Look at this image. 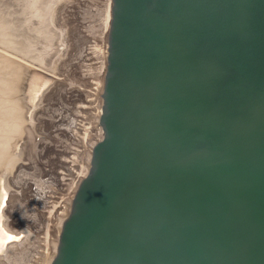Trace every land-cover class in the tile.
<instances>
[{
  "label": "water",
  "instance_id": "1",
  "mask_svg": "<svg viewBox=\"0 0 264 264\" xmlns=\"http://www.w3.org/2000/svg\"><path fill=\"white\" fill-rule=\"evenodd\" d=\"M100 123L48 264H264V0H110Z\"/></svg>",
  "mask_w": 264,
  "mask_h": 264
},
{
  "label": "rangeland",
  "instance_id": "2",
  "mask_svg": "<svg viewBox=\"0 0 264 264\" xmlns=\"http://www.w3.org/2000/svg\"><path fill=\"white\" fill-rule=\"evenodd\" d=\"M105 3L106 0H0V256L4 251L14 247L15 243L23 240L24 236L21 231H15L7 223V208L12 198L7 181L11 183L8 178L15 173L19 158L26 157L34 148H32L35 142L34 130L41 121V118L38 119L41 105L34 104L52 83L61 87L66 85L69 77L75 80L81 79L80 65L62 58L64 49L61 44L59 48H55L54 41L58 35L55 34L56 28L52 25L60 19V8L65 11L68 7L71 8L67 11L71 16L67 23H72L71 26L68 25L70 37L78 33L81 27L99 30L103 27ZM50 7L54 11L51 22L47 20L49 15L47 10H50ZM36 10H39L42 16L40 22L34 16ZM81 10L85 16H82ZM89 12L93 17L88 16ZM37 25L39 30L42 29V33L47 32L46 42L39 33H35ZM84 36H81L83 40ZM38 40L42 41L46 50L44 60L39 51L36 57L34 56V48H42ZM79 47L76 44L73 46L77 49ZM51 58L54 59L52 63H50ZM30 61H36L34 64L37 65L33 66L39 72L30 73L32 69ZM88 64L90 67L94 63L91 61ZM42 65H50L49 70L52 69L55 75L63 76L56 78L53 75L52 81L51 79L48 81L43 77V73L47 74L49 71ZM42 123L46 127L50 121L42 119ZM16 176L15 173L13 186L23 184L20 179H16ZM12 199L14 203L19 204L18 199ZM22 212L24 214V208ZM23 255V249L19 247L11 254V261H7L6 264H19Z\"/></svg>",
  "mask_w": 264,
  "mask_h": 264
},
{
  "label": "built area",
  "instance_id": "3",
  "mask_svg": "<svg viewBox=\"0 0 264 264\" xmlns=\"http://www.w3.org/2000/svg\"><path fill=\"white\" fill-rule=\"evenodd\" d=\"M107 30L104 26L99 30L81 27L78 33L72 37L68 36L67 42L59 40L64 49L62 58L80 65L81 79L69 77L66 85L61 87L54 84L53 93L42 99L38 112V119L41 118V121L33 134L34 148L26 157H22L26 163L16 172L23 183L18 186L24 190L18 199L21 211L23 208L25 210L24 214L21 213L23 216L28 215L26 218H18V222L26 226L25 219L26 223L31 222L34 225L41 220L40 227L35 228V232L39 234H43L42 224L46 218L38 213L43 207L51 206L49 204L52 201L57 203L53 211L62 215L58 222L61 228L77 184L88 171L92 147L103 137L100 114L107 55ZM83 35L84 40L81 38ZM75 44L80 47L73 48ZM91 61L94 64L89 67L88 63ZM55 76L60 78L63 75ZM42 119L49 120L50 124L45 127ZM56 214L52 215L50 221H55ZM56 228V224L51 228V238H55ZM22 249L24 255L19 264H48L53 256L47 262L46 259L41 261L33 257V254H38L35 252L37 249L28 254ZM50 249L47 250L50 252Z\"/></svg>",
  "mask_w": 264,
  "mask_h": 264
},
{
  "label": "bare ground",
  "instance_id": "4",
  "mask_svg": "<svg viewBox=\"0 0 264 264\" xmlns=\"http://www.w3.org/2000/svg\"><path fill=\"white\" fill-rule=\"evenodd\" d=\"M109 7H110V0H106V3H105V14H104V18H103L104 20H102V21L104 23L103 24L104 28L106 27L107 29H108V24H109V15H110ZM70 9L71 8L67 7L65 9V11H63L62 8H60V10H59L60 19L58 20L57 23L55 22L52 25L53 28H56V29H54L55 34L58 35L57 39L54 41V43L57 44V46L55 44V48L56 47L59 48V46H58L59 40L60 41L63 40L64 42H67V40H68V36H69V34H68V32H69L68 31V25L69 26L72 25L71 22H69L70 24L67 23L68 22L67 20H69L70 17H71L69 14H67V11L70 10ZM75 10L76 9H74V12H75ZM47 11H48V14H49L47 20H49L51 22L53 20V18H54L53 14H52L54 11L52 10V7H50V10H47ZM81 12H83V10H81ZM34 13H35L34 16L40 22L42 16H41L39 10H36ZM82 16H85L84 12L82 13ZM88 16L89 17H93L92 13H90V12L88 13ZM28 18H30V17L28 16ZM50 22H47V23H50ZM35 33H37V34L39 33L40 37H42V40H44L45 42L47 41V39H48L47 32L42 33V29L40 28V30H39V26L38 25H37V30H36ZM52 40H54V39L52 38ZM38 43H40V46H42V48L41 47H38V48L35 47L34 48V50H35L34 56L36 57V53L39 51L41 53V55H43L41 58L44 60L45 59L44 57H45V54H46V50L43 47L42 41L38 40ZM49 43H51V42H49ZM52 47H53V45H52ZM50 60H51L50 63H52V61L54 59L51 58ZM34 62H36V61H34ZM34 62H32V61L29 62V63H31L32 69L30 70V73H32V74L34 72H36V71L39 72L38 69H36L33 66V65H35V66L37 65V64H34ZM42 66H45L44 68H46L49 71V72H47V74L43 73V75H44L43 77H45L48 81H50L52 76L53 75L55 76V73L51 71L52 69L51 70L48 69V67L49 68L51 67L50 65L49 66L42 65ZM51 81H52V79H51ZM54 88H55V86L52 83L47 88L45 93L40 97L39 101H37V103L34 104V105H39L42 102V99H44L47 94L53 93V89ZM24 90H25V85H24ZM32 120L33 119H32V117L30 115V122H32ZM33 147H34V143H33L32 148ZM23 159L24 158H19V160H18V162H17V164L15 166V168H16L15 173L17 172V169L19 167L23 166V163H26V161L23 160ZM14 174L9 175L8 179L11 180L12 184L10 183V181L9 182L7 181V185L9 187L10 195L12 196V198L20 199L22 190H21L20 186H18L19 184L13 186L14 185L13 183L15 181ZM16 179H19V177L17 176ZM12 198H11V202L9 203L8 208H7V214H6L7 223L11 227H13L15 229V231H21L22 233L24 231L25 234L23 236V240H20L19 242L15 243L16 245L14 247H11L10 250L4 251V253H2L3 255L1 254V256H0V264H6L7 261H11V258H12L11 254L14 253V251L17 250L19 247L20 248H24L25 251L27 252V254L29 252H31L33 249H37L35 252H38V254H33V257L39 258V259H41V261L43 259H46V262L49 261L50 257L54 254L55 249H56V244H57V239H58V231L60 229V224L58 222H59L60 218L62 217L61 214H56L55 211H53L54 209H56L55 206L57 205V203L55 201H52L49 204L51 206H49L48 208L43 207L41 209L42 211L40 213H38V215L43 214L44 217L46 218L45 223L42 224L43 227H44L43 234H39V232H35V228L36 227H40L41 220L39 222H37V224H35V225H34V223H31V222L26 223V219H25L26 226L23 223H19L18 222L19 221L18 218H23V217L26 218V217H28V215L27 216H25V215L23 216V214L21 213L22 212L21 211L22 207L18 203H14ZM55 214H56L55 221L54 222L52 220L50 221V219H52L51 218L52 215H55ZM38 215H37V217H38ZM48 218H49V220H48ZM55 224L57 226V228H56L57 233H56L55 238L54 237L51 238L50 231H51V228L53 226H55ZM29 235L32 236V237H30ZM49 245H51L52 247H49ZM47 249L48 250L50 249V252ZM45 255H46V257H44Z\"/></svg>",
  "mask_w": 264,
  "mask_h": 264
},
{
  "label": "crops",
  "instance_id": "5",
  "mask_svg": "<svg viewBox=\"0 0 264 264\" xmlns=\"http://www.w3.org/2000/svg\"><path fill=\"white\" fill-rule=\"evenodd\" d=\"M28 106V105H27Z\"/></svg>",
  "mask_w": 264,
  "mask_h": 264
}]
</instances>
